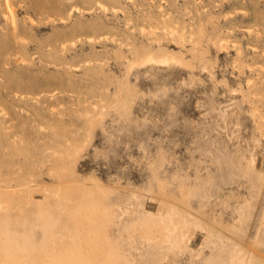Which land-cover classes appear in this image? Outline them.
I'll return each mask as SVG.
<instances>
[{
    "label": "rangeland",
    "instance_id": "1",
    "mask_svg": "<svg viewBox=\"0 0 264 264\" xmlns=\"http://www.w3.org/2000/svg\"><path fill=\"white\" fill-rule=\"evenodd\" d=\"M0 193V264H264V0H0Z\"/></svg>",
    "mask_w": 264,
    "mask_h": 264
},
{
    "label": "bare ground",
    "instance_id": "2",
    "mask_svg": "<svg viewBox=\"0 0 264 264\" xmlns=\"http://www.w3.org/2000/svg\"><path fill=\"white\" fill-rule=\"evenodd\" d=\"M174 31V30H173ZM163 63V62H162ZM1 194V193H0ZM0 205H1V203H0ZM2 207V206H1Z\"/></svg>",
    "mask_w": 264,
    "mask_h": 264
}]
</instances>
